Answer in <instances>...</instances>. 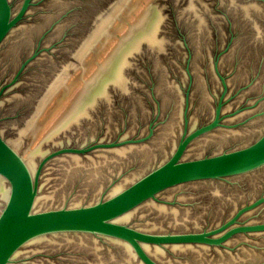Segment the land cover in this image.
I'll return each instance as SVG.
<instances>
[{
  "label": "water",
  "instance_id": "water-1",
  "mask_svg": "<svg viewBox=\"0 0 264 264\" xmlns=\"http://www.w3.org/2000/svg\"><path fill=\"white\" fill-rule=\"evenodd\" d=\"M0 264H264V0H0Z\"/></svg>",
  "mask_w": 264,
  "mask_h": 264
}]
</instances>
